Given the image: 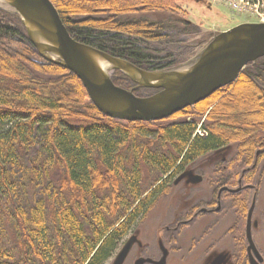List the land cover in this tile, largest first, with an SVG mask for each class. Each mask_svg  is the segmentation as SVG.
Returning <instances> with one entry per match:
<instances>
[{
    "label": "trees",
    "instance_id": "obj_1",
    "mask_svg": "<svg viewBox=\"0 0 264 264\" xmlns=\"http://www.w3.org/2000/svg\"><path fill=\"white\" fill-rule=\"evenodd\" d=\"M51 1L73 39L147 71L186 60L183 46L200 32L185 19L180 0ZM136 12L168 16L123 15ZM111 78L138 96L152 90L117 70ZM260 83L264 57L175 113L191 120L110 118L90 102L76 75L41 57L18 15L0 8V264H104L185 164L227 146L235 147L229 165L250 164L264 129ZM241 85L256 92L250 120L229 118L239 109H225L232 93L248 100ZM206 110L203 137L194 118ZM146 171L168 175L147 188ZM228 196L237 211L246 209L245 191Z\"/></svg>",
    "mask_w": 264,
    "mask_h": 264
},
{
    "label": "water",
    "instance_id": "obj_2",
    "mask_svg": "<svg viewBox=\"0 0 264 264\" xmlns=\"http://www.w3.org/2000/svg\"><path fill=\"white\" fill-rule=\"evenodd\" d=\"M5 3L17 11L29 40L41 57L71 71L86 89L90 102L102 114L123 121L167 118L232 83L248 63L264 56V23H240L213 37L191 64L190 71L172 79L171 75L177 69L147 71L127 60L76 41L70 36L50 0H5ZM37 36L47 39L49 44L37 40ZM51 53L56 54L58 59H52L49 56ZM91 54L103 58L112 66L111 69L123 72L139 87L159 90L141 97L131 90L116 86L110 74L93 62ZM131 72H136L140 79L134 78ZM152 81L159 82L151 84ZM199 180L200 177L193 179L197 182ZM226 189L222 188L221 191ZM252 209L253 205L249 213ZM136 241V235H131L111 264H123ZM252 247L250 244V248ZM163 250L164 254L158 261L140 257L134 264H165L166 250ZM251 264L259 263L252 259Z\"/></svg>",
    "mask_w": 264,
    "mask_h": 264
},
{
    "label": "rangeland",
    "instance_id": "obj_3",
    "mask_svg": "<svg viewBox=\"0 0 264 264\" xmlns=\"http://www.w3.org/2000/svg\"><path fill=\"white\" fill-rule=\"evenodd\" d=\"M228 0H180L182 8L185 10V19H187L190 23L194 24V26L199 28V33L197 35H194L193 37L189 38L186 46L184 47V51L187 54H190L187 57V61L184 60L180 62L179 64L175 65L171 69H182L186 68L189 65H191L198 56L202 53L204 48L208 45V43L215 37L218 33L222 31H226L240 23L248 22H259L260 18H263L264 21V13L259 11V6L262 5V2L264 0H260L258 6H254L252 3H249V5H245L244 2H241L240 0H230V2H226ZM238 6L244 7L243 10H250V12L240 11L237 10ZM104 15L105 13H102V11H96L94 14ZM150 15V12H136V13H129V14H123L126 15L130 20H137L140 15ZM152 18L154 15L157 17L162 16H168V14L160 13V12H154L151 14ZM87 16V15H86ZM260 16V18H259ZM182 51V50H180ZM254 63V62H253ZM251 63V64H253ZM111 75V72H110ZM262 86V84L260 83ZM244 90L248 92L249 98L248 100H244V97L241 95H233L230 98V95L226 99L225 103V109H231L237 108L239 111L236 114L229 115V118H238L240 119H246L250 120V113H254V110L251 108L256 104L255 97L256 92L249 88L247 85L243 86L241 85ZM241 87V88H242ZM264 87V85L262 86ZM153 93V90H150L149 93L146 95ZM231 94V92H230ZM240 97V98H239ZM234 100V101H233ZM232 101V102H231ZM214 103V102H213ZM213 105V104H211ZM212 106L208 109V111L211 109ZM208 111L206 110L200 117L196 116L194 118L196 120V126L198 130H203L200 128L204 123H206L207 120V114ZM180 112V111H179ZM177 112V113H179ZM236 112V111H235ZM175 116L174 120L178 119H187L191 120L190 116L187 117L186 114H178L177 116L175 114L171 115L170 117ZM186 116V117H185ZM170 117L167 119L172 120ZM228 117L226 119H229ZM225 119V120H226ZM165 120V119H164ZM198 133V132H197ZM224 149V148H223ZM225 151L227 152H220V151H214L211 153V156L208 155L206 157L200 158V160L196 163H194V171H196L198 174H201L203 176V179L201 183L197 185L190 186L189 188H184L179 185H174L173 181L174 176L170 179V183H173L172 189L161 196L158 203L155 205L154 208L149 210V213H147L146 218L139 223L137 226L135 225L133 227V232H129L128 235L122 240V242L118 245V248L115 250L113 255L104 263V264H111L113 261V258L116 256L118 251L121 249L122 245L130 237L132 234H136L138 239L142 243L148 244V249L152 251H156L157 247V239L162 238L164 235V227L168 224L170 219L173 217V215H180L179 213L183 212L182 209L187 208L193 204H197L195 209H198L199 207H208L213 208L214 204H211V202L214 200H211V192L215 194V189L212 188V186L209 185L208 181H214L217 182L219 177V172L217 173V177L214 176V171L210 170L212 173L209 174L207 171H205V167L207 168L208 165L211 163H217L225 155V159H229L233 156L235 153V147H225ZM213 157L212 161L209 159ZM203 163V164H202ZM242 164V163H241ZM239 163V166L241 165ZM258 168L260 169L262 173L261 181V187L259 191V201L257 204V212L264 211V159L259 161ZM196 165V166H195ZM236 166V165H234ZM215 168V167H214ZM205 171V172H204ZM241 170L240 168H231L229 171V177H228V183L227 187H236L235 178L233 180L234 176H239ZM168 174H160L157 171L156 172H149L146 171L145 178L147 182V188L149 186L153 185L156 186L158 183L162 182L163 179L167 178ZM159 179V180H158ZM248 177H244V183L249 182L247 180ZM158 180V181H157ZM231 183V184H230ZM209 185V186H208ZM153 186V187H154ZM213 186L218 187L217 184L213 183ZM151 187V188H153ZM210 192V193H209ZM252 191L246 190L245 196L243 197L245 200V206L248 205L249 200L247 201V197L249 199L250 194ZM215 196V195H214ZM213 196V197H214ZM234 200H232L231 197L227 198L225 195H223L222 198V204L224 206L222 214H216V213H205L198 215L195 220H193L192 223H190L188 226L184 228L182 231V238L185 243H187V238L192 235L196 238L195 247L196 251L192 252L190 257L183 258L180 263L178 260L175 259L174 256H171L172 259H168V264H194L196 259L202 254L203 249L211 248L214 256L215 261L224 262L223 257L220 259L221 251L224 249H234V238L232 237V229L235 223L238 220L236 205H233ZM234 211V213L232 212ZM242 211V210H241ZM244 211V210H243ZM233 213V214H232ZM264 214V213H263ZM227 216V217H226ZM230 227L231 231L229 230V236L227 237V240H222V235L225 232L224 230L226 228ZM236 234L235 232H233ZM256 238L259 240V245L262 247L264 251V230H257L255 232ZM145 246V245H144ZM139 248L137 246H134L132 251L130 252V257L133 255V252H135ZM220 252V253H219ZM133 257V256H132ZM131 260L126 261L125 264L130 263Z\"/></svg>",
    "mask_w": 264,
    "mask_h": 264
},
{
    "label": "flooded vegetation",
    "instance_id": "obj_4",
    "mask_svg": "<svg viewBox=\"0 0 264 264\" xmlns=\"http://www.w3.org/2000/svg\"><path fill=\"white\" fill-rule=\"evenodd\" d=\"M259 131V130H258ZM262 131V132H261ZM260 134L257 135L255 138V151L253 158L251 159L250 164H241L239 165H229L228 158L225 159V155L221 157L220 161L217 163H211L208 165V167H205V171H207L209 174L212 175L210 170L214 171V176L217 177V173L219 172V179H217V182L214 181H208L210 186H213V183L217 184V190L215 191V194L213 192H209L211 194V200H213L210 204H214L213 208L208 207H199L198 209H195L197 204H193L187 208L182 209L183 212L179 213L180 215H173V217L170 219L168 224L163 228L164 229V235L163 239L158 238L157 239V247L156 251H152L148 249V244L142 243L141 241L139 243L135 242V244L132 246V248L129 250L123 264H125L126 261L131 260L130 263L127 264H134L135 260L137 258L143 257V258H150L153 261H158L161 259V257L164 254L163 248L166 250L165 253V264H168V259H172L171 256H174L176 260L180 261L185 257H190L191 253L196 251L197 246L195 247L196 238L192 235H190L187 238V243L184 242L182 238V231L186 226H188L190 223L195 220V218L200 214L205 213H218L222 214L221 210L224 207L222 204V198L223 195H225L227 198H229V194H235L239 191H252V193L249 196V199L247 197V201L249 200L248 205H244V208H246L244 211L237 212L238 220L233 226L232 231L235 232L234 234L232 232V237L234 238L235 245L233 246L234 249L228 250L224 249L221 251L220 259L223 257L224 262L215 261V256L211 250V248L203 249L201 252L202 254L196 259L194 264H251L252 259H254L259 264H264V251L262 247L259 245V240L255 236V232L259 229L264 230V211L257 212V204L259 201V191L261 187V181L262 173L260 169L258 168L259 161L264 159V129L261 130ZM200 136H206V132L204 130L195 131ZM220 152H227L224 149L217 150ZM214 151H209L206 153L203 157H206L208 155L211 156V153ZM213 157H211L209 160L212 161ZM200 160L196 159L190 163L185 164L184 168L182 170H179L174 175V185H179L184 188H189L190 186L197 185L202 182L203 176L201 174H198L196 171H194V163L198 162ZM203 164V163H202ZM196 166V165H195ZM215 167V168H214ZM231 168H240L241 172L237 179L234 181L236 182V187L234 188H228V177H229V171ZM204 171V172H205ZM247 176L249 180H252V183L246 182L244 183V177ZM195 177H200V180L193 181ZM247 179V180H248ZM225 182V183H224ZM224 183V184H223ZM208 185V186H209ZM228 188L226 190H222V188ZM229 189H239L238 191L231 192ZM221 191V192H220ZM215 195V196H214ZM214 196V197H213ZM232 200L235 198L231 197ZM253 205L252 212L249 213L250 207ZM234 213V211H232ZM232 213V214H233ZM223 215V214H222ZM227 217V216H226ZM229 230L231 231L230 227L226 228L224 231V235H222L224 239L227 240V237L229 236ZM249 232V237H248ZM138 238V237H137ZM228 241V240H227ZM250 244H252V248H250ZM145 245V246H144ZM137 246L142 249H138L133 252V257H130V252L132 251L133 247ZM220 253V252H219ZM144 264H153V263H144Z\"/></svg>",
    "mask_w": 264,
    "mask_h": 264
},
{
    "label": "bare ground",
    "instance_id": "obj_5",
    "mask_svg": "<svg viewBox=\"0 0 264 264\" xmlns=\"http://www.w3.org/2000/svg\"><path fill=\"white\" fill-rule=\"evenodd\" d=\"M51 1V0H50ZM52 2V1H51ZM54 5V4H53ZM55 6V5H54ZM0 8H6L9 12H12V13H15V14H17V11L14 9V8H12V7H10L9 5H7L6 3H5V0H0ZM56 8V7H55ZM57 10V9H56ZM59 14V13H58ZM18 15V14H17ZM60 16V15H59ZM18 17H19V15H18ZM20 18V17H19ZM22 18H24L23 16H22ZM20 20H21V18H20ZM22 21V20H21ZM62 21V20H61ZM63 23V22H62ZM260 23H263V22H260ZM37 40H39V41H42V42H44V43H48L49 44V41L47 40V39H44L43 37H41V36H37ZM105 52V51H104ZM107 53V52H106ZM109 54V53H108ZM49 56L52 58V59H58V56L56 55V54H53V53H51V54H49ZM113 56V55H112ZM91 58H92V60H93V62H95V64L100 68V69H102L103 71H105L106 73H108V74H110V72H111V75H112V73H113V71H115L116 69H111V65L109 64V63H107L103 58H101V57H99V56H97V55H95V54H91ZM119 58V57H118ZM122 59V58H121ZM248 64H250V63H248ZM247 64V65H248ZM246 65V66H247ZM136 66V65H135ZM190 67H191V65H189L188 67H186V68H182V69H177V70H174L175 72H173L172 73V75H171V77H172V79H175L176 77H180V76H183L186 72H188V71H190L189 69H190ZM243 70V69H242ZM117 71H119V70H117ZM121 72V71H120ZM121 73H123V72H121ZM124 74V73H123ZM239 74H240V72H239ZM111 75H110V77H111ZM125 75V74H124ZM131 75L134 77V78H136V79H140V76L138 75V74H136V72H131ZM127 76V75H126ZM128 77V76H127ZM129 78V77H128ZM237 78H238V76H237ZM237 78L233 81V82H235L236 80H237ZM111 80H112V78H111ZM129 80L130 81H132L130 78H129ZM153 80V79H152ZM113 82V81H112ZM133 83H134V85H136L137 87H139L138 85H137V83L136 82H134V81H132ZM159 81H152V82H150L151 84H156V83H158ZM229 84H231V83H229ZM117 86V85H116ZM84 87V86H83ZM120 87V86H119ZM123 88V87H122ZM140 88H144V87H140ZM124 89H126V88H124ZM151 89H153V90H159V89H155V88H151ZM220 89V88H219ZM86 90V89H85ZM126 90H131L133 93H134V91H133V88L132 89H126ZM218 90V89H217ZM216 90V91H217ZM216 91H214L213 93H215ZM212 93V94H213ZM135 94V93H134ZM136 95V94H135ZM211 95V94H210ZM209 95V96H210ZM136 96H138V95H136ZM209 96H207V97H209ZM142 97V96H141ZM206 97V98H207ZM89 98V97H88ZM206 98H204V99H206ZM203 99V100H204ZM200 101H202V100H200ZM185 108H187V107H185ZM184 108V109H185ZM212 108V107H211ZM183 110V109H182ZM175 114V113H174Z\"/></svg>",
    "mask_w": 264,
    "mask_h": 264
},
{
    "label": "built area",
    "instance_id": "obj_6",
    "mask_svg": "<svg viewBox=\"0 0 264 264\" xmlns=\"http://www.w3.org/2000/svg\"><path fill=\"white\" fill-rule=\"evenodd\" d=\"M240 1H241V2H244L245 5H249V3H252L254 6H258V4H259V2H260V0H240ZM226 2L229 3L230 0H228V1H226ZM256 3H258V4H256ZM242 8H244V7H240V6H238V9H237V10L245 11V12H250V13H251L250 10H243ZM259 11L264 13V2H262V5L259 6ZM259 18H260V16H259ZM259 21L264 22V21H263V18H262V19L260 18Z\"/></svg>",
    "mask_w": 264,
    "mask_h": 264
}]
</instances>
